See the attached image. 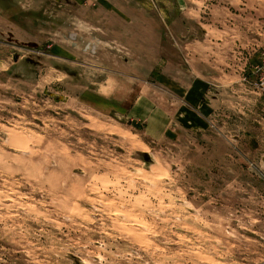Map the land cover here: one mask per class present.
<instances>
[{
	"label": "rangeland",
	"instance_id": "1",
	"mask_svg": "<svg viewBox=\"0 0 264 264\" xmlns=\"http://www.w3.org/2000/svg\"><path fill=\"white\" fill-rule=\"evenodd\" d=\"M0 264H264V0H0Z\"/></svg>",
	"mask_w": 264,
	"mask_h": 264
}]
</instances>
